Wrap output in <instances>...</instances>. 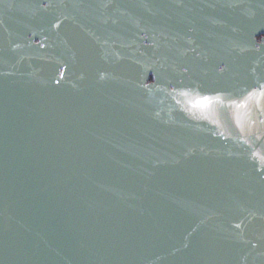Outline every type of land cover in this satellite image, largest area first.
Segmentation results:
<instances>
[{
  "label": "water",
  "instance_id": "95a60500",
  "mask_svg": "<svg viewBox=\"0 0 264 264\" xmlns=\"http://www.w3.org/2000/svg\"><path fill=\"white\" fill-rule=\"evenodd\" d=\"M0 264H264V0H0Z\"/></svg>",
  "mask_w": 264,
  "mask_h": 264
}]
</instances>
